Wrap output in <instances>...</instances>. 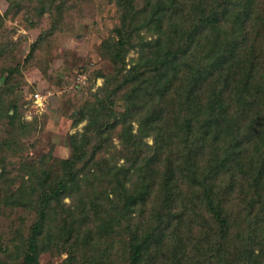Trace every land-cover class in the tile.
<instances>
[{
	"label": "trees",
	"instance_id": "16d2710c",
	"mask_svg": "<svg viewBox=\"0 0 264 264\" xmlns=\"http://www.w3.org/2000/svg\"><path fill=\"white\" fill-rule=\"evenodd\" d=\"M116 1L127 24L125 30L119 29L121 40L110 43L111 56L126 51V43L137 31L134 25L143 20L149 27L162 29L169 41L153 52L165 60L162 73L175 76L189 65H193L194 72L189 82L182 81L176 88L180 100L177 112H168L162 104L154 106L160 93L155 88L144 95L136 94L131 113L135 115L125 112L121 121H117L111 104L128 79L119 70L111 74L101 94H93V101L88 100L81 111L83 117L88 116L85 130L71 135V158L65 159L59 169L64 195L72 188L86 191L96 182H105L111 191L104 193L107 206L103 211L117 213L118 222L128 231L135 221L136 208L150 204L149 229L153 234L159 231L160 239L171 237L177 246L173 256L185 251L188 260L197 257L194 264H264V195L257 183H264V130L258 129L257 133L256 127L252 129V119H247L252 103L254 109L264 105V14L260 11L264 0H143L144 6L139 9L136 0ZM259 17H263L261 24L256 20ZM130 43L135 45L133 40ZM212 73L226 74V78L218 77L210 83ZM239 80L245 82L243 94L231 88ZM148 104L154 108L146 113ZM128 116L130 121L136 117V132L132 122L125 120ZM118 122L123 124L118 131L123 143L118 152L125 159L123 163L106 146L112 138L110 129H117ZM150 135L153 143L146 140ZM97 140L100 146L91 151L89 147ZM246 144L256 152L246 156ZM211 149L216 155L203 169L197 160L210 157ZM255 153H261L258 163L248 160ZM242 157H246L243 162L248 172L240 171L251 178L239 180L237 168L245 163H236ZM67 176L73 178L71 187L67 186L70 178H64ZM183 180L187 192L180 189ZM158 184L160 188L154 191ZM92 190L81 194L94 206ZM53 196V201L48 197L43 204L46 219L31 234L32 255L25 258L33 263L40 262L44 246L39 235L56 214L53 204L59 196L57 192ZM187 199L191 205L186 204ZM235 201L248 212H230ZM257 206L263 212L254 211ZM231 238L238 239L239 244L232 247ZM147 240L149 243L151 236ZM170 259L178 262L172 255ZM132 260L142 262L139 251Z\"/></svg>",
	"mask_w": 264,
	"mask_h": 264
},
{
	"label": "rangeland",
	"instance_id": "374dc122",
	"mask_svg": "<svg viewBox=\"0 0 264 264\" xmlns=\"http://www.w3.org/2000/svg\"><path fill=\"white\" fill-rule=\"evenodd\" d=\"M136 4L139 9L144 1L136 0ZM262 8L260 11L264 14ZM124 14L116 0H0V264L196 262L197 257L188 260L185 251L173 256L177 246L171 237L168 235L163 240L159 231L154 234L150 231V204L136 208L133 212L135 221L127 231L124 224L118 222L117 213L103 211L107 206L104 202L108 191L105 182H96L86 191L72 188L68 195H64L61 187L59 169L65 159L71 158V135L83 132L88 123V116L83 117L81 111L88 100L93 101V94H101V87L111 74L119 70L125 80L128 79L117 100L111 104L117 121L122 120L125 112L131 115L132 106L137 102L136 94L144 95L147 90L155 88L160 93L154 106L162 104L168 112H177L180 100L176 88L182 85V81L192 79L193 65L175 76L162 73L165 60L153 52L169 41L162 29L149 27L143 20L134 25L137 31L126 43V51L111 56L110 43L114 39L121 40L119 29H126ZM256 20L261 24L263 17ZM131 40L135 45L130 43ZM80 73L86 75L85 80L88 81L85 84L84 81L78 82ZM160 74H163L162 79H157ZM225 76L214 74L208 81L213 83L218 77L224 79ZM244 83V80H239L231 88L243 94ZM36 92L48 95L46 100H34ZM151 106L148 104L144 111L149 112L154 108ZM251 107L247 119H252V129L256 127L255 131L259 133L258 129L264 130V105L259 109L257 105L255 109ZM168 112H165V117ZM131 116L125 120L132 122L133 132H136L138 121L136 117L130 121ZM118 123L117 129H110L112 138L106 146L117 153L118 162L123 163L125 159L118 152L123 146L118 132L123 124ZM93 138L90 134V139ZM146 140L153 143V135ZM253 143L255 141L251 139L250 144ZM98 146L99 140L93 142L89 149L92 151ZM245 146L246 156L256 152L251 146ZM209 154L210 157L197 160L203 169L211 165V158L216 155L212 149ZM250 158L258 160V163L261 153L251 155L248 160ZM243 161L246 157L236 164L241 166L245 163ZM247 169L246 163L238 167L237 179L251 178L240 171ZM68 181V187L74 185L73 178ZM257 183L264 195V183L262 180ZM184 184L183 180L180 189L187 192ZM159 188L158 184L154 191ZM91 190L94 206L81 194L91 193ZM56 192L59 196V201H54L57 204H53L56 214L45 226V232L39 235V239H43L41 246L44 245L40 262L29 260V263L25 257L32 255L31 234L46 219H43L42 212L45 199L50 197L53 201ZM186 204L192 203L187 199ZM255 210L263 212L259 206ZM230 212L236 215L248 211L244 206L238 207L235 201ZM69 229L71 231H67ZM150 236L152 240L148 243ZM230 240L232 247L239 244L238 239ZM136 250L142 262L132 260ZM171 255L178 262L170 259Z\"/></svg>",
	"mask_w": 264,
	"mask_h": 264
},
{
	"label": "built area",
	"instance_id": "2783aa9c",
	"mask_svg": "<svg viewBox=\"0 0 264 264\" xmlns=\"http://www.w3.org/2000/svg\"><path fill=\"white\" fill-rule=\"evenodd\" d=\"M85 79H86V75L83 74V73H80L79 76H78V82L84 81V83H85V82H86ZM34 96H35L34 100L40 102L41 99L44 100V98H45V100H46V97H47L48 95H46V94L44 95V94L41 93V92H36V93L34 94ZM42 100H41V101H42Z\"/></svg>",
	"mask_w": 264,
	"mask_h": 264
}]
</instances>
